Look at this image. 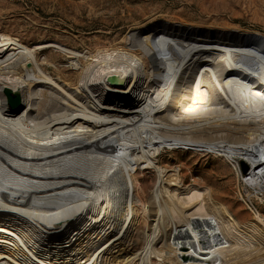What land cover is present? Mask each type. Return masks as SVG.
<instances>
[{
  "label": "bare ground",
  "instance_id": "1",
  "mask_svg": "<svg viewBox=\"0 0 264 264\" xmlns=\"http://www.w3.org/2000/svg\"><path fill=\"white\" fill-rule=\"evenodd\" d=\"M79 48L0 34V264H264V88L250 81V37L154 23ZM45 50L76 79L44 64ZM176 147L229 160L239 200L161 167L159 150ZM133 166L157 174L147 204L131 194ZM137 215L138 251L126 246Z\"/></svg>",
  "mask_w": 264,
  "mask_h": 264
},
{
  "label": "rangeland",
  "instance_id": "2",
  "mask_svg": "<svg viewBox=\"0 0 264 264\" xmlns=\"http://www.w3.org/2000/svg\"><path fill=\"white\" fill-rule=\"evenodd\" d=\"M154 23L178 24L210 32L236 31L250 37L255 48L249 65L255 72L250 81L255 90L264 88V0H0V34L34 43L55 39L79 46L82 53L102 43H116L132 28ZM56 55L54 50H45L40 60L52 70L60 68L59 76L63 80L76 79L77 72L71 69L70 62ZM178 148L159 150V165L166 170L180 169L186 186L193 182L202 184L224 190L233 195L235 201L239 200L237 190L242 186L235 181L236 173L229 160L219 154ZM126 179L134 200L147 204L158 183L154 168L127 167ZM239 181L241 184L240 177ZM256 203L264 213V198ZM246 213L249 211L244 209L240 215ZM139 221L137 215L126 243L129 249L136 251L143 245L145 231ZM185 234L178 235L174 242L188 243V234ZM63 239L61 237L60 242H64ZM52 247L48 245L46 250ZM186 248L183 246L182 250Z\"/></svg>",
  "mask_w": 264,
  "mask_h": 264
},
{
  "label": "water",
  "instance_id": "3",
  "mask_svg": "<svg viewBox=\"0 0 264 264\" xmlns=\"http://www.w3.org/2000/svg\"><path fill=\"white\" fill-rule=\"evenodd\" d=\"M118 79L124 80L125 75L124 74H110L108 77V82L117 84L119 82ZM4 95L6 97V102L10 110L16 111L20 108L21 102L17 94H11L10 90L5 89ZM240 169L242 171V174H245L248 171L249 167L244 162H241Z\"/></svg>",
  "mask_w": 264,
  "mask_h": 264
}]
</instances>
